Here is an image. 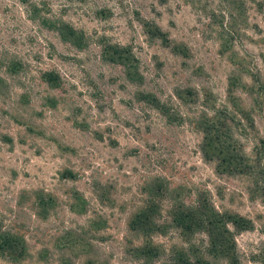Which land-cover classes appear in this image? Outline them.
I'll use <instances>...</instances> for the list:
<instances>
[{"label": "rangeland", "instance_id": "rangeland-1", "mask_svg": "<svg viewBox=\"0 0 264 264\" xmlns=\"http://www.w3.org/2000/svg\"><path fill=\"white\" fill-rule=\"evenodd\" d=\"M155 25L169 43L147 31ZM109 45L131 51L127 66L108 59ZM211 116L232 124L220 136L253 160L264 140V0H0V237L14 244L0 264L196 259L207 235L184 240L169 210L198 201L250 219L228 224L234 255L264 264L263 191L255 175L218 172L204 156ZM151 195L159 230L145 236L129 223ZM149 237L157 255L144 253Z\"/></svg>", "mask_w": 264, "mask_h": 264}, {"label": "trees", "instance_id": "trees-1", "mask_svg": "<svg viewBox=\"0 0 264 264\" xmlns=\"http://www.w3.org/2000/svg\"><path fill=\"white\" fill-rule=\"evenodd\" d=\"M21 1L25 2L27 0ZM145 26L149 27L148 23H145ZM153 28L150 27L147 31L155 36L161 37L164 42L169 43L165 33L162 32L160 28L156 25ZM60 34L64 40L76 46L82 42V37L78 35L77 30L69 25H65L64 29L60 31ZM175 46L177 45H174V47ZM106 48V55L111 61L122 62L127 66V61L132 58L131 51L127 47L109 45ZM177 48L178 47H176V50H178ZM127 74L128 77L131 78L130 72L127 71ZM52 79L53 77L50 76L46 80L49 82V80ZM143 96L148 98L149 102L155 106H159V101L154 95L146 93L143 94ZM247 118L251 121L250 124L252 126V118ZM227 119L228 117L225 118V120ZM203 121H209V123L204 122L205 125L208 124V126L203 128L204 135L201 148L204 156L215 161V167L218 172L255 175V184L262 189L264 194V140H260V150L256 151L254 159L251 160L241 148L236 147L234 143H230L220 136V134H222L221 130L224 128H227L228 132H231V123H229L230 125H226L225 122H220L218 125V120L215 119L214 116H211L209 119L204 118ZM228 121L230 122L231 119H228ZM224 137L227 138L226 136ZM157 212L158 206L155 203L153 195H151L147 203L134 214L129 223L130 228L143 232L145 236L150 234L151 230H159L151 227L152 223L154 227L156 225L153 218ZM169 217L172 226L179 229L183 239L188 242V236L196 230L204 231L207 235V245L204 247V250L197 255L196 259H190L185 252L178 251L171 264H215L214 258L218 257L227 258L230 264H238L234 255L235 242L233 234L228 228V224H232L235 229H248L251 227L250 219L236 213H229L227 211L219 212L212 204L204 201H198L192 205H186L181 202L173 203L169 210ZM155 228H158V225H156ZM13 245V240L11 238L7 236L0 237V249H12ZM145 247L148 248V251H144L145 254H158L156 248L151 250L155 245L150 237L145 239L144 248ZM190 247H192V250L196 249L195 245H191Z\"/></svg>", "mask_w": 264, "mask_h": 264}]
</instances>
